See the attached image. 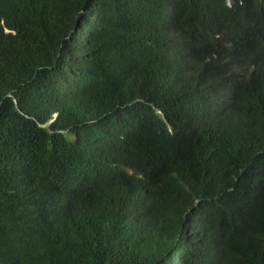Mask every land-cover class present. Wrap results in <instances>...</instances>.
I'll return each instance as SVG.
<instances>
[{
  "label": "trees",
  "instance_id": "1",
  "mask_svg": "<svg viewBox=\"0 0 264 264\" xmlns=\"http://www.w3.org/2000/svg\"><path fill=\"white\" fill-rule=\"evenodd\" d=\"M0 264H264V0H0Z\"/></svg>",
  "mask_w": 264,
  "mask_h": 264
}]
</instances>
